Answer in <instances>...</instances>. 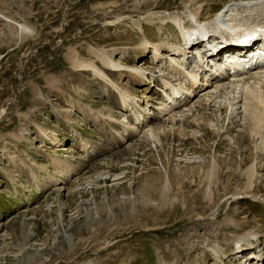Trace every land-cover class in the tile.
Masks as SVG:
<instances>
[{
	"label": "rangeland",
	"instance_id": "1",
	"mask_svg": "<svg viewBox=\"0 0 264 264\" xmlns=\"http://www.w3.org/2000/svg\"><path fill=\"white\" fill-rule=\"evenodd\" d=\"M230 1L198 0L201 17ZM197 6L0 0V264H264L242 259L264 253V120L245 85L195 89L150 121L153 46H178Z\"/></svg>",
	"mask_w": 264,
	"mask_h": 264
},
{
	"label": "bare ground",
	"instance_id": "2",
	"mask_svg": "<svg viewBox=\"0 0 264 264\" xmlns=\"http://www.w3.org/2000/svg\"><path fill=\"white\" fill-rule=\"evenodd\" d=\"M196 4L199 5L196 7V10L187 11L186 13H184L185 15L182 18V22L181 20L179 21L180 18L176 19L178 21H175V25L178 27L181 35V40H182L181 46L178 45L172 49H168L165 45L153 46L154 53H153V57L151 58V64L157 65L158 62L163 60L165 65L163 67L160 66L161 68L158 71L159 82H156L153 76H151L149 81L150 84L151 82H155L156 84L159 83V85L157 86L160 87V93L161 95H163L161 96L160 99L163 101V103L160 104L161 107L155 108V110L157 111L156 113L157 115L150 117L151 121L156 122L157 120H160L162 116H166L167 113H169L175 108L186 107L191 102L192 100L191 98L194 94L195 89L198 90L200 88H203L202 90H200V92L201 91L204 92L207 91L209 87L211 88V86L214 85L212 83L217 82L215 77L208 72V69L204 65V62L202 61L203 54L198 53V59L194 58L191 59L189 63H186V61L188 60V58H186V53H188V51L191 52L193 48L196 49V45L200 44V42L195 41L194 43H192L193 48L191 47L188 49L187 46L189 40H191L192 38H196V36L198 35H202L203 29H207L209 31L211 30L215 33L216 32L224 33L225 36L233 38L236 35L243 34L246 31L251 30L253 26H264V0H248V1L240 0V2L231 0L230 4H227L211 20H207V18L201 17L202 6L200 2H198V0H196ZM144 47H145L144 51H146L147 45H145ZM166 54H170L171 57L173 56L178 58V61L177 62L172 61L173 58L166 61L169 58L168 55ZM160 64H163V62H161ZM84 66L87 67L86 65ZM107 68H110L109 70L111 72L114 69L115 71L118 72L132 73L137 78V80L134 81L135 84H139V83L142 84L143 81H146L145 80L146 74L145 71L142 69L134 70L133 68L131 69L122 68L120 65H114L111 64L110 62L106 64V69ZM167 71L173 72L174 77L177 76L178 80L183 79L182 82L187 84V87L185 88L181 86L176 87L172 85L171 84L172 81L170 80V77L167 76L169 73ZM260 73H264V70L254 73V75H252L251 77H247L246 80H244V78L241 79L243 80L241 82L244 83L245 85V87H243L244 89L241 94L242 100L245 103V104L243 103L244 107L245 105L246 107L249 106L248 108L252 112L250 117L253 116L254 118L251 117V119L253 120V122L256 121L257 123L260 122L262 123V120H264V75L263 74L260 75ZM98 75L100 76V74ZM100 77L105 80L103 76ZM237 82H240V79ZM216 86L217 85H215V87ZM205 95L206 96L203 97L210 98L209 93L207 94L206 92ZM122 102L123 104L126 102L124 97H122ZM194 107L196 109V105H193V107L191 106L190 108L186 109V111L190 113L193 111L192 109ZM169 118H171L170 120L174 119V117L172 116H170ZM169 118H167L166 120H168ZM133 122L134 124H136V122L139 121L136 119ZM152 125L155 124L153 123ZM154 127H156V125ZM129 133H131V135L133 134L131 130ZM249 242H252V238L251 239L244 238L243 240H240V242L235 246L234 249L236 251L235 254H241L242 252H244V250L247 249V247L245 246H248ZM260 252L261 250H259L258 254L255 256H253V254H250V256H246V254L245 255L243 254L242 259L244 261L245 259L248 260L252 258L255 260L254 263H256V260L260 261L262 255L264 256V253L259 254ZM239 264H241V261ZM248 264H250V262Z\"/></svg>",
	"mask_w": 264,
	"mask_h": 264
}]
</instances>
